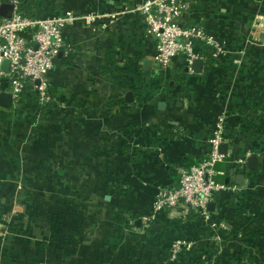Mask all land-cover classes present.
Returning <instances> with one entry per match:
<instances>
[{"label": "crops", "instance_id": "1", "mask_svg": "<svg viewBox=\"0 0 264 264\" xmlns=\"http://www.w3.org/2000/svg\"><path fill=\"white\" fill-rule=\"evenodd\" d=\"M24 1L37 6L41 16L67 10L102 16L65 28L64 51L48 73L50 103L0 106L1 263H166L163 214L151 223L157 240L150 238L162 247L150 248L134 262L123 252L107 255L116 212L134 214L143 229L141 218L153 211L157 192L178 184V168L207 157L208 138L225 113L228 152L218 164V179L236 183L244 174L248 190L242 212L225 218L234 231L226 254L264 264V45L249 49L239 77L232 62L238 56L232 52L239 47L235 41L253 22L258 38L264 35V0H188L182 25L204 28L229 52L217 56L202 43V72L187 73L169 92L155 59L159 40L136 11L143 0ZM12 11L1 0L0 20ZM185 59L184 53L175 56L172 70ZM129 91L132 102L126 100ZM11 129L17 138L8 139ZM252 155L258 156L257 167L238 170V163ZM225 198L220 196L217 205L229 204ZM170 227L169 232L177 231L170 236L195 238L193 228ZM193 259L185 251L176 264Z\"/></svg>", "mask_w": 264, "mask_h": 264}, {"label": "built area", "instance_id": "2", "mask_svg": "<svg viewBox=\"0 0 264 264\" xmlns=\"http://www.w3.org/2000/svg\"><path fill=\"white\" fill-rule=\"evenodd\" d=\"M6 1L12 5L13 11L11 16L0 20V92L12 94L13 106L28 103L33 107H44L52 100L48 73L64 51L65 28L81 21L91 24L102 15L67 10L62 14L41 16L37 6L24 11L23 0ZM189 8L188 0H143L136 7V11L144 19L147 31L159 40L155 59L163 81L172 72L175 56L181 53L186 55V74L193 72L192 64L195 59H202V54L196 50L192 39L213 47L217 56H225L229 52L224 48L223 41L204 28L182 25ZM252 34L259 35L257 29ZM4 60L9 61L8 70L2 67ZM226 119L225 113L217 118L215 131L208 138L210 151L207 157L197 164L180 166L178 184L161 188L154 197L153 211L141 218L143 228L151 229V223L157 220L158 214H163L166 221L164 240L170 246V261L176 262L184 254L186 247L199 246L205 242L211 246L210 254L206 257L208 264H217L216 258L220 254L212 247L224 239L228 223L220 217L221 210L217 208V204L215 211L210 210L209 204L216 203L219 194L232 193L240 197L244 188L218 179V164L226 157L220 150L227 139L224 136ZM238 170L246 173L247 162H239ZM178 224L195 229V238L187 239L176 234L170 236V225ZM131 225L129 223L128 227L133 231L134 227ZM4 234L5 228L0 227V239ZM200 256L205 258L202 252Z\"/></svg>", "mask_w": 264, "mask_h": 264}, {"label": "rangeland", "instance_id": "3", "mask_svg": "<svg viewBox=\"0 0 264 264\" xmlns=\"http://www.w3.org/2000/svg\"><path fill=\"white\" fill-rule=\"evenodd\" d=\"M252 25L253 26L251 27V29L249 30V32L246 35L241 37L239 41L238 40L235 41L239 47L236 50L231 49L232 52L237 53L239 56V57L237 56L236 58L234 57L232 59L233 64L236 67H238L237 69H235L233 71L235 77H239V75H240L239 72H241L240 71L241 67H243L244 64L246 63V60L249 57V49L251 47H254V46L262 47V45H264V35L261 36V39L258 38L259 37L258 34H257L258 36L253 35L252 31L254 29H257V32L259 33V29H258V26H255L254 22ZM224 48L227 51L229 50L225 46H224ZM232 52L230 54H232ZM226 55H227V53H226ZM262 61H263V59H262ZM36 120L38 121V118ZM32 124H34V121L32 122ZM12 126H14V125L12 124ZM8 131L9 132L6 134V135L9 134L8 139L17 138V134H13V135L11 134L13 131L12 129L8 130ZM243 186H244L243 193L241 194L240 197L236 196L235 194H232L233 196L231 195L232 198L228 204V209H229L228 214H230V213L233 214V212L236 210H239L240 212H242L243 197L248 192V190L245 187V184ZM116 216L117 217H116L115 228L111 229L110 233L108 234L109 239L107 240V242H108V244L111 243L112 245H111V249L107 248L108 249L107 251H109V253L107 255H110L111 254L110 252L112 250L115 251L114 253L123 252L124 253L123 256L125 255L127 257V255H128V258L130 257V259H132V261L134 262V258L139 259V255H140V258L142 256L144 257L148 253V250L150 248H156L157 247L159 249L160 247H162V245H161L162 242L157 243L154 241L152 242L150 240V238L157 240V238L155 237V236H157L156 233H152L150 231V229H144V228L140 229L137 227V225L135 223L137 218L134 220V217H135L134 214L128 213V212H123V211L122 212L117 211ZM224 220L228 223V221L226 219H224ZM129 223H131L132 224L131 226L134 227L133 231H130V229L128 227ZM227 226H228V228L226 229L227 233H226L224 239H222V241L218 245H215L212 248H214L216 251H218V255L220 254V256H218V258H216L217 264H219V263H221V264H238V262H239L238 258L234 259V257L231 258L232 255H230V257H228V255L226 254V248H227V246L230 245L231 239H233V237L230 238L231 237L230 235L233 234V232H234L232 226H230L229 223L227 224ZM147 232H148V234H147ZM171 232L176 233L177 231L172 230ZM112 233H113V235H112ZM136 233H138V234H136ZM135 236H137L139 238L135 239ZM162 244H164V243H162ZM166 244H167V242H166ZM205 244L206 243L204 242L203 245L205 246ZM199 246L193 245L192 247H186L185 248L187 254L190 256V253H191L192 257L194 259L192 262H189L188 260H186L183 264H193L195 262L196 256H200V253H201V250L200 251L198 250ZM169 249H170V246L167 249V251L165 252L168 258L170 257ZM226 256H227V258H226ZM107 258L110 259L109 256ZM138 262L141 264L140 261H138ZM165 262L166 263L162 262L161 264H176L175 261H170V259L166 260ZM248 262H245V260H241V264H247ZM207 264H208V261H207Z\"/></svg>", "mask_w": 264, "mask_h": 264}, {"label": "water", "instance_id": "4", "mask_svg": "<svg viewBox=\"0 0 264 264\" xmlns=\"http://www.w3.org/2000/svg\"><path fill=\"white\" fill-rule=\"evenodd\" d=\"M12 7V5H11ZM11 15H8V16H5V17H9ZM62 56V53L59 55V57ZM151 64V60L148 59L145 61V64H144V67L145 69L147 70L148 67L150 66ZM8 66H9V61L8 60H4L3 62V69L4 70H8ZM203 67H204V61L201 59V58H197L194 60L193 64H192V69L195 73H201L202 70H203ZM134 99V92L132 91H129L127 94H126V100L128 102H132ZM164 104V102H162ZM0 106L1 107H5V108H11L13 106V96L10 92H6V91H2L0 92ZM220 150L224 153V154H227L228 152V144H222L221 147H220ZM247 165H248V168L249 169H255L258 165V156L257 155H252L248 158L247 160ZM245 176L244 174H238L236 176V183L240 186H243L245 184ZM209 208L210 210L212 211H215L216 209V203L215 202H211L209 204ZM140 220L137 222L138 225H140ZM153 228L154 229H158L159 228V224H154L153 225Z\"/></svg>", "mask_w": 264, "mask_h": 264}, {"label": "trees", "instance_id": "5", "mask_svg": "<svg viewBox=\"0 0 264 264\" xmlns=\"http://www.w3.org/2000/svg\"><path fill=\"white\" fill-rule=\"evenodd\" d=\"M22 10H24V11L29 10L28 3L26 1H24V0H23V3H22ZM191 41L193 42L194 45H196V47H198V52H200L201 49H199V47L202 45V42L197 40V39H192ZM185 67H186L185 63L184 64L182 63V64L177 65L176 67H174V69L172 70L171 74L169 75V77L167 78V80H166V82L164 84V90L169 92V91L173 90L177 85H179L184 80V76L186 75V71H185L186 68ZM251 171L252 170H250V172ZM222 195L226 196V198L224 199L225 201H226V199H228L230 201V199L233 196L232 193L219 194L216 204H218L219 198ZM222 204H224V207H223L224 209L221 206H218V205H217V207H220V210H221V216L220 217L222 218V220H224L226 218V216H228V214H227L228 213V203H224L223 202ZM150 231L152 233H156L155 230H153L152 228L150 229ZM255 236H257V234ZM203 244L204 243H202L199 246L198 250L199 251L201 250V252L205 255V258H203V256H196L195 262L193 264H205L206 263V261H207L206 257H208L209 254H210L211 246L209 244H207V243L205 244V246ZM238 264H241V259H239ZM247 264H253V262L250 261Z\"/></svg>", "mask_w": 264, "mask_h": 264}]
</instances>
